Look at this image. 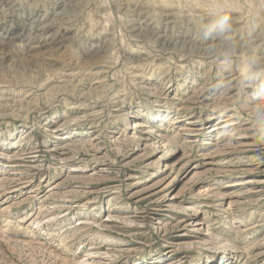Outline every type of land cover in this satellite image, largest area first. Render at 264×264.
<instances>
[{"label":"rangeland","instance_id":"rangeland-1","mask_svg":"<svg viewBox=\"0 0 264 264\" xmlns=\"http://www.w3.org/2000/svg\"><path fill=\"white\" fill-rule=\"evenodd\" d=\"M0 264H264V0H0Z\"/></svg>","mask_w":264,"mask_h":264},{"label":"clouds","instance_id":"clouds-1","mask_svg":"<svg viewBox=\"0 0 264 264\" xmlns=\"http://www.w3.org/2000/svg\"><path fill=\"white\" fill-rule=\"evenodd\" d=\"M230 30V18L227 15H220L217 22V34H222ZM255 68V61H249L250 71Z\"/></svg>","mask_w":264,"mask_h":264},{"label":"bare ground","instance_id":"bare-ground-1","mask_svg":"<svg viewBox=\"0 0 264 264\" xmlns=\"http://www.w3.org/2000/svg\"><path fill=\"white\" fill-rule=\"evenodd\" d=\"M6 4V3H5ZM7 5V4H6ZM34 25V24H33ZM28 26V25H27ZM40 26V25H39ZM33 27V26H32ZM37 28V27H36ZM33 29V28H32ZM38 31V30H37ZM29 32V31H28ZM125 115V114H124ZM226 127V126H225ZM137 126H133V129H136ZM139 129V128H138ZM184 129V128H183ZM186 129V128H185ZM184 131V130H183ZM232 136L231 135H228V138H231ZM10 160V159H9ZM15 191V190H14ZM82 224V223H81ZM81 224H78V225H81ZM101 248V247H100ZM95 254V253H94ZM92 255V253H91Z\"/></svg>","mask_w":264,"mask_h":264}]
</instances>
